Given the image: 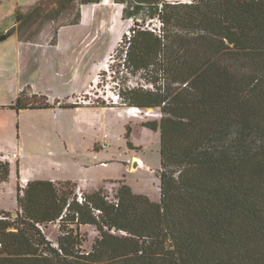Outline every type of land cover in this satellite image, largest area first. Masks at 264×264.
I'll return each instance as SVG.
<instances>
[{"label":"trees","instance_id":"16d2710c","mask_svg":"<svg viewBox=\"0 0 264 264\" xmlns=\"http://www.w3.org/2000/svg\"><path fill=\"white\" fill-rule=\"evenodd\" d=\"M44 1L18 13L20 36ZM115 1L136 21L124 64L153 86L120 94L163 113L143 123L161 130V200L121 180L116 197L99 188L81 202L71 181L30 180L17 216L0 210V264H264V0ZM155 18L162 33L145 26ZM24 92L12 109L57 105ZM0 172L7 180L9 163ZM85 224L99 230L90 250Z\"/></svg>","mask_w":264,"mask_h":264},{"label":"rangeland","instance_id":"374dc122","mask_svg":"<svg viewBox=\"0 0 264 264\" xmlns=\"http://www.w3.org/2000/svg\"><path fill=\"white\" fill-rule=\"evenodd\" d=\"M40 1L42 0H0V49H5L6 51L12 50L14 43H17V32H13L5 39L1 38L5 35L4 30L6 27L9 26L12 30L16 26L17 7L22 6V13L25 14L32 11ZM66 1H44L40 12L29 19V22L22 27L23 35L20 38L26 41L40 40L42 44L50 46L55 44L58 38L63 37L66 41L67 39L74 38L75 47L86 49L83 52L85 53L84 55H77L75 57V92L69 97L56 100L54 103H57L56 106H61L62 104L66 106L75 105L77 107H106L107 110H110L111 107H121L127 110L128 114L134 117L126 124L131 128L129 140L132 142V146L128 145V138L126 137V133L128 132L127 127L121 133H119L118 127H115L113 132L111 131L112 128L108 127L96 145L97 149H103L102 154L106 157L105 160L107 162L105 164L110 165V167L103 170V175L100 170V175L108 178L101 188H104V193L109 197H116L120 181L123 180L131 186L135 193L144 194L151 200L160 202L161 130L144 127L143 123L149 120L159 121L163 116L162 110L160 107L141 108L134 106L128 103L127 100H123L120 94L121 91L129 90L135 86L153 87L141 73L134 74L124 64V58L129 46L128 43L125 47L124 35L130 38L128 32H131L130 29L136 26V21L133 18L124 17L123 3L116 2L115 0H107V3H103V0L99 5L95 6L97 12L92 21L82 24L80 20L79 23H76L78 14L81 11V4L79 1H74L70 4ZM139 22L142 23V20H139ZM145 26L156 30L162 29V23L157 18L149 19L145 23ZM5 58L6 60L9 59V65L15 64L16 56L14 52L9 57L3 58L0 56V65H2L1 62L3 60L5 61ZM3 76L4 74L1 72L0 66V100H7L9 103L15 102L17 97L12 92L9 83L2 82ZM160 82L165 84L166 80L164 77H162ZM33 91L31 86H26L22 92H24L25 96L34 98L35 101L45 100L44 96L41 98L42 96L34 94ZM133 107L135 109H132ZM134 114H138V116H134ZM25 115V117L28 116V120H26L28 123L34 121L33 116L35 114L26 112ZM35 121L39 122V120ZM49 122L48 118L44 119L43 128ZM30 126L25 125V129L29 131ZM74 138L77 139V136ZM77 142H74V146L76 150L78 148L79 150H75V154L80 155L79 157L83 161H86V163L89 162L90 157L92 162L93 153H96V151H87L85 150L86 144L79 145ZM103 143H105V147ZM26 144L28 150L32 152L29 154L28 163L35 170H39L38 166H40L41 172L45 173L52 172L59 174L60 172H68L70 176L77 175V171L75 169L72 170L71 167L51 169L43 165L44 163L41 162L42 160L39 155L41 143L37 142L35 144L32 139L27 138ZM44 145L46 144L44 143ZM44 147L47 150L48 147L50 148V145ZM9 152L21 153L18 158H14L13 160H18L24 155L22 150H0V153L3 154ZM136 156L144 161L143 166L139 167L138 165L135 167ZM133 167L136 168V171H132ZM9 179L10 176L7 180H2L0 172V204L11 206L15 203L17 205L18 201L14 195L12 197V195L5 191L11 185ZM55 182L59 184L60 181ZM71 182L76 184L74 186L76 191L79 189L83 192V196L84 193L93 192V190L82 188L76 181ZM24 184L25 182H19L18 186L24 187ZM18 209L19 206L17 205L15 210L9 209L6 211L11 213L10 218H15ZM44 230L47 237L54 243H57L60 233L59 223H50L44 227ZM81 232L85 239L83 247L86 250H90L95 238L99 236V230L95 225L85 224L81 226Z\"/></svg>","mask_w":264,"mask_h":264},{"label":"crops","instance_id":"0c3cea01","mask_svg":"<svg viewBox=\"0 0 264 264\" xmlns=\"http://www.w3.org/2000/svg\"><path fill=\"white\" fill-rule=\"evenodd\" d=\"M97 5L99 3L82 4V24L93 20L97 12L95 9ZM20 11L23 12L22 6L17 7V21L14 28L18 26ZM14 28L11 30L8 26L4 30L6 35L10 31L17 32V43H14L12 50L0 49V56L3 58L9 57L12 52L16 56L15 64L9 65V59L6 60V58L1 62V72L4 74L2 82L9 83L15 97H18L26 86H31L34 94L44 96L46 101L52 104L60 98L71 96L76 88L74 84L75 57L84 55L83 52L86 49L75 47L74 38L67 39V41L63 37L58 38L57 42L51 46L42 44L40 40H22L18 30H14ZM14 74L15 76H13ZM12 103L0 100V108H2L0 111H3L0 112V150H22L24 155L18 160L9 162L11 185L5 189L6 193L12 197L14 195L17 200L19 182H25L24 186H26V183L35 179L76 181L82 188L93 191L101 188L108 178L101 176L100 170L103 175V170L110 165L105 164L107 162L106 157L102 154L103 149H97L96 145L108 127L112 128V132L115 127H118L119 133L124 132L126 127L128 129L126 124L134 117L128 114L127 110L121 107H111L110 110H107L106 107L70 105L24 108L16 111L9 107ZM26 112L35 114L34 121L29 123L26 121L28 120V116L25 117ZM46 118L50 122L43 128L42 124ZM35 120H39V122ZM25 125H31L29 131L25 129ZM75 136L77 139L74 138ZM27 138L32 139L35 144L41 143L39 155L43 165L51 169L71 167L72 170L77 171V175L70 176L68 172L45 173L41 172L40 166H38L39 170H35L28 163L29 154L32 152L28 150ZM74 142L79 145L86 144L85 150L87 151H96L93 153L92 162L90 157L89 162L86 163L79 157L80 155L75 154ZM44 143L47 147L50 145V148L48 147L46 150ZM112 154L114 153L112 152ZM17 205L15 203L11 206L0 204V209L15 210Z\"/></svg>","mask_w":264,"mask_h":264},{"label":"built area","instance_id":"2783aa9c","mask_svg":"<svg viewBox=\"0 0 264 264\" xmlns=\"http://www.w3.org/2000/svg\"><path fill=\"white\" fill-rule=\"evenodd\" d=\"M160 29H161V27H160ZM154 30H156V29H154ZM156 31L158 33H162V29L161 30H156ZM128 34L130 36L131 32L129 31ZM119 97H120V94H119ZM75 104H77V102H75ZM133 108H135V107H133ZM103 146L104 147L106 146L105 143H103ZM20 155H21V153H19V152H14V153L9 152V153H6V154L0 153V166L3 163H7V162L13 160L14 158H18ZM77 193H78L79 201L82 202L84 200L83 192L78 189ZM6 218H8V216H6L5 213L0 211V219H6ZM2 249H3V242L0 240V254L2 253Z\"/></svg>","mask_w":264,"mask_h":264},{"label":"bare ground","instance_id":"6f19581e","mask_svg":"<svg viewBox=\"0 0 264 264\" xmlns=\"http://www.w3.org/2000/svg\"><path fill=\"white\" fill-rule=\"evenodd\" d=\"M103 3H107V0H105ZM132 109H135V108H132ZM135 111H137V110H135ZM134 116H138V114H134ZM135 159H136L135 161H137L139 167H141V166L144 165V161L141 158H139V157L136 156ZM132 171H136V168L133 167V170Z\"/></svg>","mask_w":264,"mask_h":264},{"label":"water","instance_id":"95a60500","mask_svg":"<svg viewBox=\"0 0 264 264\" xmlns=\"http://www.w3.org/2000/svg\"><path fill=\"white\" fill-rule=\"evenodd\" d=\"M1 38H2V39H5V38H7V35L5 34V35H3ZM136 166H138L137 161H136V163H135V167H136ZM14 214L16 215V213H14Z\"/></svg>","mask_w":264,"mask_h":264}]
</instances>
